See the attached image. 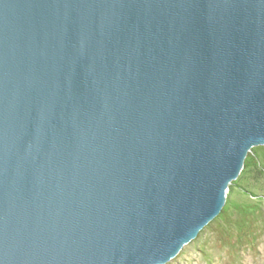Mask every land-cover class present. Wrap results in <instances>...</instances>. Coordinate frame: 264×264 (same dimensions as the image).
Returning a JSON list of instances; mask_svg holds the SVG:
<instances>
[{"label":"water","instance_id":"obj_1","mask_svg":"<svg viewBox=\"0 0 264 264\" xmlns=\"http://www.w3.org/2000/svg\"><path fill=\"white\" fill-rule=\"evenodd\" d=\"M264 145V0H0V264H165Z\"/></svg>","mask_w":264,"mask_h":264},{"label":"trees","instance_id":"obj_2","mask_svg":"<svg viewBox=\"0 0 264 264\" xmlns=\"http://www.w3.org/2000/svg\"><path fill=\"white\" fill-rule=\"evenodd\" d=\"M259 190L264 191V145L248 151L238 177L228 185L220 213L205 226L221 232L225 247L251 248L256 243L264 217V194ZM203 233L200 230L195 239Z\"/></svg>","mask_w":264,"mask_h":264},{"label":"rangeland","instance_id":"obj_3","mask_svg":"<svg viewBox=\"0 0 264 264\" xmlns=\"http://www.w3.org/2000/svg\"><path fill=\"white\" fill-rule=\"evenodd\" d=\"M258 193L264 194V191L259 190ZM259 225L261 232L251 248L246 245L225 247L220 231L204 227L201 236L185 244L165 264H264V217L259 220Z\"/></svg>","mask_w":264,"mask_h":264}]
</instances>
